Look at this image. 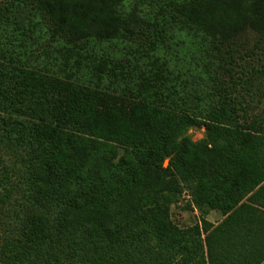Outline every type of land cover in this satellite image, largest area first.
<instances>
[{"label": "trees", "instance_id": "1", "mask_svg": "<svg viewBox=\"0 0 264 264\" xmlns=\"http://www.w3.org/2000/svg\"><path fill=\"white\" fill-rule=\"evenodd\" d=\"M152 1L147 23L125 0L0 3V264H264V110L250 113L264 97L231 69L244 35L264 44V0ZM180 35L201 39L208 77L230 66L227 83L189 91L178 51L141 68L99 50L189 54ZM198 125L206 139H182ZM183 191L222 216L192 243L169 216Z\"/></svg>", "mask_w": 264, "mask_h": 264}, {"label": "rangeland", "instance_id": "2", "mask_svg": "<svg viewBox=\"0 0 264 264\" xmlns=\"http://www.w3.org/2000/svg\"><path fill=\"white\" fill-rule=\"evenodd\" d=\"M7 0H0L1 5L5 3ZM164 11L163 13H168L170 8L167 6V2L164 1ZM117 10L121 12L122 16H127L133 14L140 22H151L156 15H160L161 11L158 5L154 4L152 0H125ZM170 13V11H169ZM160 17H158L159 19ZM46 27L49 26L46 24ZM180 37H184L185 42L187 41L190 50L189 54L186 49L181 47H168L167 45L158 46L156 49L147 48L148 45L146 43H139L138 40H134V43L129 45V47H113V46H102L99 48L101 52H105L107 56L114 57L115 59L124 63L127 58H130L129 61L132 64L138 61V64L141 68L144 65H150L155 60H159L160 63H168L170 62L169 57H173L175 52L178 51L179 56L185 54L186 56L180 62L174 63L175 72L178 71L180 74L183 73H192L195 75V83L187 86L189 91H192L193 88H198L204 91H212L216 81L222 85V82L227 83L228 81V69L230 66H227L226 62L221 63V67L218 69V73L212 74V77H208L207 68L202 67V65L206 64L208 60L207 52L204 49V46L201 45V39L198 37L197 40H192L196 45L190 44L188 36L180 35ZM259 37L255 34H246L243 37V44L237 47V52H235V62L232 64V73L234 75H245V77H250L253 79V93L255 97H260L256 95H262L264 97V44L258 43ZM203 42V41H202ZM45 43V42H44ZM204 43V42H203ZM205 44V43H204ZM46 45V44H45ZM43 46L37 51L38 61L42 67H49V61L46 57V54L43 53V50L47 48V46ZM147 46V47H146ZM129 50L133 55L130 54ZM138 50V51H137ZM145 51L149 54V58H147L141 51ZM171 53V56H169ZM228 51L226 49H222L221 56L224 57L227 55ZM133 57V58H132ZM141 57H145L142 59ZM199 64V66L197 65ZM214 67L210 68L211 73L218 66V62H215ZM217 79V80H216ZM218 85V84H217ZM225 85V84H223ZM232 91V90H231ZM235 92H232V95L229 96L236 97ZM239 100V99H238ZM230 103V102H229ZM259 108H256V102L252 104L253 110L250 113L260 114L261 111L264 110V104H259ZM243 113L239 112L241 116ZM248 115V114H247ZM242 118V116H241ZM250 120V119H249ZM242 122L240 118L237 119V123ZM206 128L204 125L193 126L189 128L182 136V139L189 140L190 142L197 143L201 140L206 139ZM168 164L167 161L164 162V166L166 167ZM190 204V205H188ZM171 222L176 225L178 228L185 231L186 240L189 243H192L196 240L195 229L200 225V221L202 219L211 222L213 225H216L222 219V216L216 212L208 209L207 207H203L201 209L195 208L190 203L189 195L183 191L181 194L176 196L175 201L170 206L169 212Z\"/></svg>", "mask_w": 264, "mask_h": 264}, {"label": "crops", "instance_id": "3", "mask_svg": "<svg viewBox=\"0 0 264 264\" xmlns=\"http://www.w3.org/2000/svg\"><path fill=\"white\" fill-rule=\"evenodd\" d=\"M221 220H222V219H221ZM221 220H220V221H221Z\"/></svg>", "mask_w": 264, "mask_h": 264}]
</instances>
